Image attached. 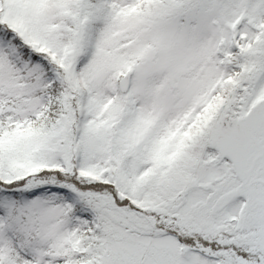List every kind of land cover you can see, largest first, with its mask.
Here are the masks:
<instances>
[{
    "label": "snow or ice",
    "instance_id": "obj_1",
    "mask_svg": "<svg viewBox=\"0 0 264 264\" xmlns=\"http://www.w3.org/2000/svg\"><path fill=\"white\" fill-rule=\"evenodd\" d=\"M0 264H264V0H0Z\"/></svg>",
    "mask_w": 264,
    "mask_h": 264
}]
</instances>
